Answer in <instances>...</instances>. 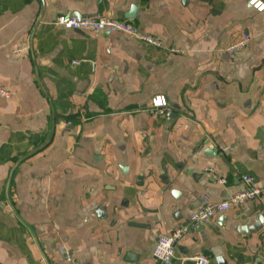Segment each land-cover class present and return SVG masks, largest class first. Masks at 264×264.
I'll use <instances>...</instances> for the list:
<instances>
[{"label": "crops", "instance_id": "obj_1", "mask_svg": "<svg viewBox=\"0 0 264 264\" xmlns=\"http://www.w3.org/2000/svg\"><path fill=\"white\" fill-rule=\"evenodd\" d=\"M62 14L129 19L164 47L69 28ZM0 85L14 93L0 95V264H153L158 237L245 188L244 173L261 194L191 224L168 264L202 253L264 264V9L0 0ZM157 94L169 114L151 105Z\"/></svg>", "mask_w": 264, "mask_h": 264}, {"label": "built area", "instance_id": "obj_2", "mask_svg": "<svg viewBox=\"0 0 264 264\" xmlns=\"http://www.w3.org/2000/svg\"><path fill=\"white\" fill-rule=\"evenodd\" d=\"M250 1L257 9H264V3L262 1ZM55 21L56 23L69 28L90 30L94 34H99L102 32H121L130 36H134L141 41L150 43L154 46L164 47L161 39L153 34L140 31L129 19H120L108 15L76 16L72 14H62L56 17ZM249 39L250 34H244L240 39L229 44L224 49L225 54L230 55L241 50ZM169 49L173 51H179V48L175 46H172ZM20 52L21 48H17L16 53L19 54ZM74 62L77 63L78 60H75ZM0 95L4 97H11L14 95V93L12 90L0 85ZM151 105L158 113H170L168 99L164 94H157L153 96L151 99ZM204 169L210 177L218 180L221 183H226V178L217 174L213 166H205ZM241 177L246 184L245 188L234 193L223 201L205 204L191 210L188 214L186 222L179 223L171 230V232L160 235L153 251L155 258L153 264H168L173 261V259L177 256V243L189 231L191 224L205 223L215 216L217 212L225 211L233 205H239L249 200H253L261 194L262 188L256 183L254 176L244 173ZM61 250L65 252L66 258L68 260L72 258V255L66 248L62 247ZM182 264H211V259L208 254L202 253L196 256L183 258Z\"/></svg>", "mask_w": 264, "mask_h": 264}, {"label": "water", "instance_id": "obj_3", "mask_svg": "<svg viewBox=\"0 0 264 264\" xmlns=\"http://www.w3.org/2000/svg\"><path fill=\"white\" fill-rule=\"evenodd\" d=\"M136 11H137V6H136V5H133V6L131 7V9L129 10V12H127V13L125 14V16H126L127 18H133V17H135V15H136Z\"/></svg>", "mask_w": 264, "mask_h": 264}]
</instances>
